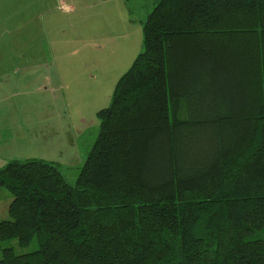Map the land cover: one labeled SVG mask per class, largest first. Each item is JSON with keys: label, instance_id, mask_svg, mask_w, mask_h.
<instances>
[{"label": "trees", "instance_id": "trees-1", "mask_svg": "<svg viewBox=\"0 0 264 264\" xmlns=\"http://www.w3.org/2000/svg\"><path fill=\"white\" fill-rule=\"evenodd\" d=\"M143 43L74 184L0 168V264H264V0H155Z\"/></svg>", "mask_w": 264, "mask_h": 264}, {"label": "crops", "instance_id": "crops-1", "mask_svg": "<svg viewBox=\"0 0 264 264\" xmlns=\"http://www.w3.org/2000/svg\"><path fill=\"white\" fill-rule=\"evenodd\" d=\"M55 1L0 0L6 14L10 10L9 18L0 17V168L14 159L31 158L47 159L59 168L72 166L76 146L64 136L58 139L62 129L68 134L67 89L72 94L79 86L68 63L81 59L73 53L85 46L83 38L92 62L117 55V31L134 26L127 0H70V10L60 14L54 12ZM69 27L78 29L69 33ZM7 35L10 48L1 46Z\"/></svg>", "mask_w": 264, "mask_h": 264}, {"label": "rangeland", "instance_id": "rangeland-1", "mask_svg": "<svg viewBox=\"0 0 264 264\" xmlns=\"http://www.w3.org/2000/svg\"><path fill=\"white\" fill-rule=\"evenodd\" d=\"M154 1L155 0L126 1L127 15L131 21L130 24L134 26L130 29H127V26L122 27L117 31L116 41H119V43L117 42L115 45L117 55L108 56V59L101 62H92V60L87 58L88 51H91V48L87 43V39L83 38L86 43L85 46H77V53H73V56H79L81 59L68 63L70 67L69 72L71 76L75 78V82H77L79 86L72 94L68 91L69 88L67 89L66 98L69 103L68 134L65 136V132L62 129L58 139L63 136L66 137L74 143L78 150L72 160V166L67 167V165H64L60 168L67 180L72 184L76 182L80 168L86 160L98 135L100 128V119L97 116L98 110L110 104L119 78L130 68L137 55L143 49V22L152 10ZM55 3L56 10L54 12L56 14H60L67 10L69 11L70 5H73V2L70 0H56ZM81 3L82 0L80 1V4ZM80 4L76 5L79 11L83 9L79 7ZM0 8L1 12L4 13V15L0 14V17L9 18L10 10L6 14V6L1 5ZM77 29L78 28L69 27L66 30L69 33H74ZM63 30L64 27L62 28V32ZM48 35H51L50 32H48ZM95 37L100 39V33H98V31L95 33ZM7 39H9L8 35L3 43H1V46L10 48L11 46ZM122 39H125L123 43H121L123 41ZM44 41L48 50V41L46 37ZM124 45H126V49ZM71 49V47L68 48L69 54H71ZM123 49L126 51L125 53H123ZM53 59H55V56H53ZM55 64H58V62H55ZM176 106L177 109L175 112L184 115V109L181 105L180 107L179 104ZM43 160L49 161L47 159ZM12 200L13 194L7 188L0 187V221L11 218L9 205ZM6 246H13L17 253H26L37 249L38 243L34 241L29 246L24 247L21 246L18 239L15 238L4 241L3 247ZM2 255V250H0V258H2Z\"/></svg>", "mask_w": 264, "mask_h": 264}]
</instances>
